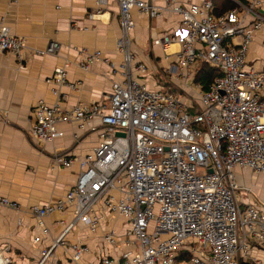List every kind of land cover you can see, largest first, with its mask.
Returning <instances> with one entry per match:
<instances>
[{"label":"built area","instance_id":"obj_1","mask_svg":"<svg viewBox=\"0 0 264 264\" xmlns=\"http://www.w3.org/2000/svg\"><path fill=\"white\" fill-rule=\"evenodd\" d=\"M110 1L96 0L91 16ZM115 1L120 9L117 50L123 58L122 77L114 82L109 101L63 106L61 100L48 104L41 99L33 108L30 133L36 143L63 137L59 124L64 122L99 131L101 140L83 158L55 153L58 166L79 163L78 182L63 197L34 205L31 211L43 234L50 233L46 217L56 211L72 207L73 220H57L58 225L65 224L60 236L40 251L38 260L27 264H56L57 248L66 246V236L78 221L96 231L101 224L98 204L124 217L129 228L123 236L108 231L104 237L115 254L95 261L86 258L91 246L77 239L71 244L70 264H264V213L250 202L241 204L235 173L238 166L264 173V69L248 64L247 58L255 32L264 25L261 1L235 0V7L222 14L214 12L213 0L187 5L165 0L164 7L149 0ZM135 8L151 18L165 11L181 17L185 31L181 41L164 35L154 43L164 48L166 57L174 56L167 74L187 101L139 80L148 70L133 51ZM247 15L253 17L250 25ZM177 41L179 49L169 53ZM25 46L23 37L0 24V52L22 61ZM72 48L83 56L78 65L85 72L93 62L107 60L99 50ZM62 49L53 41L42 53L58 54ZM202 61L223 73L208 90L194 81L195 67ZM70 65L67 59L48 81L58 87L67 84ZM54 93L60 96L59 91ZM0 205L19 208L7 197H0ZM41 241V236L34 238ZM259 252L260 256H251ZM0 264H16L4 247Z\"/></svg>","mask_w":264,"mask_h":264},{"label":"crops","instance_id":"obj_2","mask_svg":"<svg viewBox=\"0 0 264 264\" xmlns=\"http://www.w3.org/2000/svg\"><path fill=\"white\" fill-rule=\"evenodd\" d=\"M149 1L161 7L166 5L165 0ZM202 1L181 0V3L187 5ZM232 1L236 5L235 0ZM239 1L248 4L251 0ZM260 1L264 11V0ZM96 10V0H0V24L8 25L14 35L26 40L22 61L8 52H0V197L19 204L18 209L0 205V247L13 255L16 264L15 257L23 260L21 264L38 260L40 251L50 247L65 227V224L58 225L56 221L68 223L73 220L72 207L56 211L46 217L50 233L43 234V228L31 211L34 205L43 206L63 197L78 182L79 163L75 162L71 167L58 166L54 161L55 153L83 158L101 140L99 131H84L75 122H64L59 124L65 133L63 137L45 144L36 143L30 133L35 104L41 99L48 104L61 100L63 106L91 104L100 100L107 103L114 82L122 77L120 64L123 58L117 50V39L121 33L119 5L111 0L105 9L92 17ZM132 16L135 21L133 51L148 70L145 75L139 76V80L162 89L165 81L174 84L167 74L174 56L166 57L164 48L155 44L154 40L171 35L181 41L185 34L181 17L172 11H165L151 18L136 8ZM245 20L250 25L253 17L247 15ZM255 33L256 39L247 55L248 64L264 69V25ZM53 41L61 43L62 51L58 54L42 53ZM74 46L84 47L90 52L99 50L107 60L93 62L85 72L78 65L83 56L72 48ZM179 47L180 42L177 41L167 51L173 53ZM67 59L71 61L66 69L67 84L58 87L48 79L54 69L64 65ZM162 79L164 81L160 83ZM71 84H75L76 88H72ZM55 90L60 92V96L54 93ZM93 123L97 125L99 121ZM235 173L241 204L246 206L250 202L264 213V173L256 174L239 166L235 168ZM96 210L101 218L98 229L92 231L78 221L66 236L67 245L60 246L69 249L67 256L58 264H70L71 244L77 239L91 246L92 252L86 255L90 261L115 254V249L104 236L110 230L123 236L129 223L100 204L96 205ZM117 223H123L120 231ZM36 236H41L42 241L34 242Z\"/></svg>","mask_w":264,"mask_h":264},{"label":"trees","instance_id":"obj_3","mask_svg":"<svg viewBox=\"0 0 264 264\" xmlns=\"http://www.w3.org/2000/svg\"><path fill=\"white\" fill-rule=\"evenodd\" d=\"M215 4L214 12L216 14H222L230 9H232L235 3L232 0H213ZM223 73L220 68L213 67L209 65L207 62H200L198 69L195 72L194 81L199 83L204 90H208L214 80L221 76ZM164 80H160V83ZM164 90L167 92H171L177 95H184L183 91H181L177 86L172 83L163 82ZM241 264H246V262L242 261Z\"/></svg>","mask_w":264,"mask_h":264},{"label":"rangeland","instance_id":"obj_4","mask_svg":"<svg viewBox=\"0 0 264 264\" xmlns=\"http://www.w3.org/2000/svg\"><path fill=\"white\" fill-rule=\"evenodd\" d=\"M199 65H200V62H198V64L196 65V67H195V69L197 70L198 69V67H199ZM145 77V76H144ZM149 87L150 88H152V89H157V87L156 86H151V85H149ZM190 92H191V94L192 95H194L195 97H198V95L196 94V93H194V91L192 90L191 91V89H188ZM179 96H181L185 101H187V99H186V96L185 95H179ZM117 227H118V230L120 231V229L122 228V226H123V223H117V225H116ZM67 245V244H66ZM123 246V245H122ZM124 247V246H123ZM67 249H69V247H66V248H64V247H58L57 248V250H56V264H58V262H59V260L60 259H62L63 257H66L67 256V253H68V250ZM262 253L261 252H259L258 254H256V253H251V256L252 257H256V256H260ZM15 260H16V262L18 263V264H21L22 262H23V260H21L20 258H18V257H15ZM21 260V261H20Z\"/></svg>","mask_w":264,"mask_h":264}]
</instances>
